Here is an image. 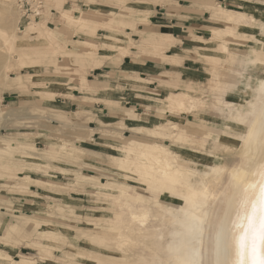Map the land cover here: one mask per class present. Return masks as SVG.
<instances>
[{"label": "rangeland", "instance_id": "rangeland-1", "mask_svg": "<svg viewBox=\"0 0 264 264\" xmlns=\"http://www.w3.org/2000/svg\"><path fill=\"white\" fill-rule=\"evenodd\" d=\"M50 1L44 3L47 18L28 24L17 0H0V264L9 263L7 256L17 261L28 256L36 264H192L195 248L184 242L181 231L190 225V216L183 213L187 198L196 193V202L206 203L210 213L206 224L210 250L204 264H222L218 235L235 183L248 176L252 185V169L264 163V132L258 137L264 118L256 119L264 100V0L220 6L235 12L223 32L228 36L212 40L214 30L224 27L212 17L214 25L203 41L206 52H196L193 81L171 82L150 107L124 113L128 120L134 113L140 127H129V121L127 126L109 123L96 130L99 134L93 141L80 136L85 132L81 114H60L50 105L58 93L51 85L71 87L89 73L88 62L69 55L84 47L73 40L93 39L98 53L101 47L116 52L114 36L125 25L115 21L144 15L137 9L147 1L107 0L116 10L101 16L86 13L109 22L95 26L94 34L68 28L57 8L52 9L58 20H52ZM78 1L63 4L75 19L80 17L75 13L80 10ZM49 21L54 24L48 25ZM99 28L105 37L96 36ZM111 45L115 48L109 49ZM210 55L215 56L212 62L207 60ZM18 82L22 89L6 91ZM181 92H189L192 103L170 110L167 99ZM13 97L20 102L10 104ZM50 119L56 120L51 130ZM172 122L178 125L166 130L169 138L157 139L148 132ZM141 142L160 147L146 148ZM150 157L167 159L151 171ZM26 178L32 181L30 186L36 185L34 194L15 189ZM109 182L148 200L133 208L137 219L117 197L119 192L107 196L93 187ZM203 189L207 192L202 194ZM239 201L235 196L233 202ZM13 224L15 233L10 229ZM173 243L178 246L170 260Z\"/></svg>", "mask_w": 264, "mask_h": 264}, {"label": "crops", "instance_id": "crops-1", "mask_svg": "<svg viewBox=\"0 0 264 264\" xmlns=\"http://www.w3.org/2000/svg\"><path fill=\"white\" fill-rule=\"evenodd\" d=\"M146 1V5L137 9L144 15L136 16L131 20L115 21L116 24L125 25V27L118 29L120 35L114 36L115 42H117L116 52L110 53L109 50L101 47L98 53L97 47L99 46L91 38L88 39L93 42H83L80 39L73 40L74 43H83L84 47L80 51L70 52L69 55L88 62L90 65L89 73L83 81L77 79L78 83H71V87L51 85V88L57 90L58 93L50 105L57 108L58 113L68 116L71 114L82 115L85 132L80 136L83 140H97L99 131L96 132V130L109 123L120 125L123 122L127 126L129 121V127H140L134 113H130V120L122 117L124 113L131 109L138 111L142 107H150V102L155 100V97L160 95L163 88L168 87L167 84L171 82L191 83L192 79L195 78L194 73L198 69V61L195 59L197 58L196 52H206L204 51L203 41L208 37L214 25L212 17L217 22L224 24V27L214 30L212 40H224L228 34L224 35L223 32L228 31L229 17L235 12L225 10L220 6L226 7L236 0ZM65 2L66 0H52L50 1L51 4L48 5L51 9L57 8L62 12V21L68 28L75 27L77 31L82 33L91 32L94 34L95 26L101 27L109 24V22L106 23L103 20L91 18L86 13L95 12L101 16L116 10V7L111 3H107V0H104L105 4L101 3L102 0H97L98 3L94 5L80 0L78 1V7L81 11L78 9L75 12L80 17L75 19L70 11L63 9ZM53 10H51V14L54 16L52 20H58V18H55L56 13ZM145 13L148 15H145ZM93 16L95 17L94 14ZM43 18L46 19L47 16L43 14ZM47 24L53 25L54 23L49 21ZM102 32L104 30L99 28L96 36L105 37L106 35ZM109 47H111L109 49L115 48L113 45ZM223 47L224 44L221 46L220 55H224ZM213 57L215 56L210 55L207 60L212 62L210 58ZM19 84L21 85L22 82L15 83L11 89L6 91L22 89ZM118 88L121 92L117 91ZM111 90L113 92L109 93ZM189 95V92L174 94L167 99L165 105L170 110L180 109L182 103L188 105L192 103L190 99H187ZM9 96L11 95L9 94ZM13 98L15 101L10 104L20 102L17 97ZM107 102L113 105L118 104L116 105L118 107H113V105L111 107ZM6 103H8L7 100ZM50 121L51 130L56 120L50 119ZM175 124L178 125L172 122L169 127L158 126L157 129L148 130V132L157 139L169 138L170 131L166 130H174ZM137 130V133H139L144 129ZM141 143L146 148L153 145L159 146L158 143ZM1 167L6 168L5 166ZM137 172L140 174L139 171ZM80 180H77V183ZM33 181L37 180L34 179ZM143 181L146 183L144 179ZM31 183L32 181L26 178L24 182L16 184L15 189L20 192L30 191V194H34L35 191L32 188L36 185L30 186ZM93 187L107 196H116L114 193L119 192L117 197L124 199V206L132 209L131 214L138 215L133 211L137 203L148 201L141 194L131 193V188L124 187V190L121 191L120 186H114L110 182L106 184L96 183L93 184ZM157 213L160 215V209H157ZM10 229H13L14 233L17 231L15 224ZM10 229L7 231L10 232ZM14 254H17V252H14ZM7 258L10 259L8 264H36L28 256H22L21 261L14 260L10 256H7Z\"/></svg>", "mask_w": 264, "mask_h": 264}, {"label": "bare ground", "instance_id": "bare-ground-1", "mask_svg": "<svg viewBox=\"0 0 264 264\" xmlns=\"http://www.w3.org/2000/svg\"><path fill=\"white\" fill-rule=\"evenodd\" d=\"M19 13L24 15L21 10ZM261 92H263L264 97V84H262L261 86ZM260 117L264 118V100L262 102V107H260V112L256 119H259ZM263 132L264 128L258 133V137ZM166 159L167 157H150L148 165L150 168H152L158 163L165 162ZM263 166L264 163H262V165L258 167L255 166L252 169V174L255 177V181L253 180L254 182L252 183V185L250 182L247 181L248 176H246L247 178L243 179L242 181L239 180L235 183L234 197L238 196L240 201L239 203L233 202L234 197L230 201L229 212L226 216V220H224V223L221 227V231L218 235V248L220 249V251L224 252V256L227 254L226 264H264ZM150 170L152 171L155 169L152 168ZM259 170L262 171L260 175H258ZM199 192L203 194L207 191L203 189V191ZM197 195V193L192 194L193 198L190 196L187 198L188 205L183 213L188 214L190 216L188 217L189 219H187L190 225L187 226L188 230L181 231V234L184 235V242L193 243V246L195 248V251L193 253L194 262H192V264H204L206 262L207 254L210 250L208 243L210 234L206 229V224H208L210 220V213L206 212V203V205H201L200 202H196V199L198 198ZM199 197L203 198V196ZM200 212H202V215H200ZM233 214L237 218L234 217L236 219H233L232 221ZM131 217L133 220H135L139 216H137L136 214H132ZM192 234L195 235L191 236ZM177 246L178 245L176 243H173L169 246V258L171 256L170 260H173L172 257L175 255V249L177 248ZM224 256L222 259V264H225Z\"/></svg>", "mask_w": 264, "mask_h": 264}, {"label": "built area", "instance_id": "built-area-1", "mask_svg": "<svg viewBox=\"0 0 264 264\" xmlns=\"http://www.w3.org/2000/svg\"><path fill=\"white\" fill-rule=\"evenodd\" d=\"M44 3L45 0H17L19 9L23 13L25 12L23 17L28 21V24L32 20L37 21L43 16Z\"/></svg>", "mask_w": 264, "mask_h": 264}]
</instances>
